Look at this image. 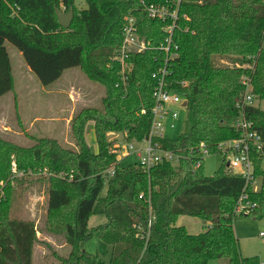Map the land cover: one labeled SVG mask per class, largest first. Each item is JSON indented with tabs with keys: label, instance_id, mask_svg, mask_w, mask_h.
Listing matches in <instances>:
<instances>
[{
	"label": "trees",
	"instance_id": "obj_1",
	"mask_svg": "<svg viewBox=\"0 0 264 264\" xmlns=\"http://www.w3.org/2000/svg\"><path fill=\"white\" fill-rule=\"evenodd\" d=\"M0 0V98L13 92L15 81L5 46H15L39 82L48 87L66 70L79 68L106 95L104 109H84L73 121L75 149L56 140L40 139L23 147L0 137V264H105L88 254L85 244L98 238L111 248L110 264H261L259 257H244L234 229L236 206L246 187L243 178L222 167L212 177L200 168L198 147L213 155L224 141L239 138L234 125L254 122L264 139V110L245 105L246 92L264 101V0H182L174 44L178 57L166 63L159 47L171 21L149 18L145 5L172 4L173 0ZM56 8L74 9L69 29L59 25ZM136 18L141 39L151 49L133 54L125 82L115 53L122 44L128 17ZM232 66H223L221 61ZM246 66V67H245ZM166 68L171 87L187 103L192 123L176 140L163 147L182 156L179 166L162 164L150 172L137 163L122 165L110 153L108 133H124L142 141L153 120L154 75ZM255 98V100H256ZM145 111V113H143ZM94 122L98 152L86 143L88 123ZM18 171L46 169L48 208L43 232L62 238L69 248L59 255L49 244L53 262L36 263L39 243L33 222L12 218V162ZM260 192H249L256 204L249 216L264 220L263 158L253 155ZM114 168V176L108 171ZM21 180L22 179H17ZM6 185H4V188ZM106 222L90 227L94 217ZM198 217L207 228L198 235L178 226L179 217Z\"/></svg>",
	"mask_w": 264,
	"mask_h": 264
},
{
	"label": "rangeland",
	"instance_id": "obj_2",
	"mask_svg": "<svg viewBox=\"0 0 264 264\" xmlns=\"http://www.w3.org/2000/svg\"><path fill=\"white\" fill-rule=\"evenodd\" d=\"M75 6L80 10L87 7L85 0H76ZM5 46L10 55L15 86L13 92L0 98V137L23 147H31L40 139H49L58 141L65 148L75 149L73 121L84 109H104L105 88L91 81L79 68L66 70L56 83L45 87L29 70L22 53L9 42H6ZM221 65L232 66L226 60L221 61ZM254 106L264 110V101L256 98ZM177 109L180 119L177 122L165 123L163 134L167 139L176 140L192 123L187 112L181 108ZM172 125H174L173 128ZM107 136L111 145L118 143L125 146L132 141L128 140L124 133L110 132ZM85 139L91 151L97 153L94 122L88 123ZM111 150L112 147H110V153ZM134 161L135 159L131 157L124 160L122 165L128 166ZM222 161V156L218 154L206 157L203 167L205 176H214L222 167ZM19 174L21 175H13L14 180L10 184L13 188L10 217L34 223L39 239L34 251V261L36 263L53 262L54 259L44 243H49L62 256L68 254L69 248L62 238L45 235L43 232L48 208L49 178L46 169L31 171V174L27 176L20 171ZM4 185H6L5 188ZM7 186L6 182H0V196L6 194ZM261 188L262 181L259 180L255 185V191L260 192ZM105 222L104 217L94 216L89 226L96 227ZM177 225L186 227L192 235L201 234L207 228L198 217L181 216ZM234 229L242 255L259 257L261 264H264V238L260 236V233L264 232V220L258 221L252 217L238 216L234 221ZM84 250L88 254L98 255L105 264H110L111 248L98 238L88 241ZM209 264H227V261H211Z\"/></svg>",
	"mask_w": 264,
	"mask_h": 264
},
{
	"label": "built area",
	"instance_id": "obj_3",
	"mask_svg": "<svg viewBox=\"0 0 264 264\" xmlns=\"http://www.w3.org/2000/svg\"><path fill=\"white\" fill-rule=\"evenodd\" d=\"M181 2L182 0H173L170 5L168 3L147 5L143 2L145 11L150 19L162 22L171 21V25L164 29L167 37L164 43L159 47L167 56L166 63L178 57V46L174 44L173 35L177 21L180 18L179 9ZM150 49L151 43L141 39L136 18L133 16L128 17L124 28L122 44L117 49L114 58L115 61L121 65L123 81L126 82L128 80L127 76L132 70V66L128 62L130 57L133 54H141ZM168 77L169 73L166 68L160 69L154 75L157 84L152 95L154 107L152 109L153 120L149 135L142 141L132 140L131 142L133 143L130 142L125 146H121L118 143L111 145V153L117 156L119 162L123 159L133 157L135 163L146 172H150L162 164L179 166L182 156L165 149L161 141L166 139L163 134L165 132V123L168 121L177 122L180 119L177 108H181L187 112V106H184L186 101L181 93L171 87ZM255 98L256 97L252 93L247 91L243 102L245 105H254ZM143 113H145V111H143ZM173 127L174 125H172V128ZM234 128L239 133V138L222 142L216 154L222 156V164L226 171L245 180L246 187L238 201L235 211L237 215L249 216L253 213L256 204L245 201L248 200L249 192L257 193L255 191V185L259 180L262 181V178L256 174L253 155L263 158L262 168L264 170V139L256 130L254 122L241 119L234 125ZM198 154L199 159L195 164L196 168L201 167L206 157L213 155L212 151L204 144L198 147ZM12 173L15 176L21 175L19 174L14 159L12 162ZM114 174V168L109 170V176H114ZM260 236L264 238V232L260 233Z\"/></svg>",
	"mask_w": 264,
	"mask_h": 264
},
{
	"label": "water",
	"instance_id": "obj_4",
	"mask_svg": "<svg viewBox=\"0 0 264 264\" xmlns=\"http://www.w3.org/2000/svg\"><path fill=\"white\" fill-rule=\"evenodd\" d=\"M56 15L59 21V25L64 29H69L74 20V9L70 8L68 12L60 8H56ZM184 106H187V103H184Z\"/></svg>",
	"mask_w": 264,
	"mask_h": 264
},
{
	"label": "crops",
	"instance_id": "obj_5",
	"mask_svg": "<svg viewBox=\"0 0 264 264\" xmlns=\"http://www.w3.org/2000/svg\"><path fill=\"white\" fill-rule=\"evenodd\" d=\"M30 70V69H29ZM56 83V82H55ZM54 84V83H53ZM51 86V85H50ZM262 233V232H261Z\"/></svg>",
	"mask_w": 264,
	"mask_h": 264
}]
</instances>
